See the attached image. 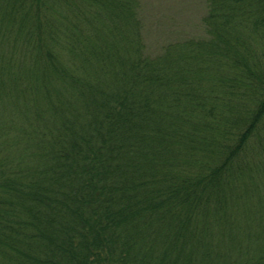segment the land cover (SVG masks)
<instances>
[{
    "label": "trees",
    "instance_id": "16d2710c",
    "mask_svg": "<svg viewBox=\"0 0 264 264\" xmlns=\"http://www.w3.org/2000/svg\"><path fill=\"white\" fill-rule=\"evenodd\" d=\"M144 1L0 0V264H264V0Z\"/></svg>",
    "mask_w": 264,
    "mask_h": 264
},
{
    "label": "rangeland",
    "instance_id": "374dc122",
    "mask_svg": "<svg viewBox=\"0 0 264 264\" xmlns=\"http://www.w3.org/2000/svg\"><path fill=\"white\" fill-rule=\"evenodd\" d=\"M204 0H145L143 14L150 53L167 41L201 36Z\"/></svg>",
    "mask_w": 264,
    "mask_h": 264
}]
</instances>
